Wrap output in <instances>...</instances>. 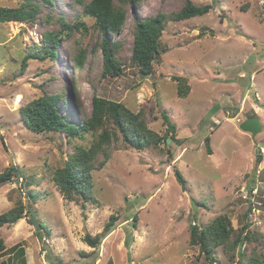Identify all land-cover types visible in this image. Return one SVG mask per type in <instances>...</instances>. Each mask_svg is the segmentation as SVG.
<instances>
[{
    "label": "rangeland",
    "instance_id": "1",
    "mask_svg": "<svg viewBox=\"0 0 264 264\" xmlns=\"http://www.w3.org/2000/svg\"><path fill=\"white\" fill-rule=\"evenodd\" d=\"M52 1L33 23H0V173L11 164L21 168L34 178L31 187L38 196L28 200L20 177L0 186V214L19 200L27 206L17 223L0 228L6 246L0 261L21 264L15 255L20 247L26 264H248L247 257L264 252V0H192L211 9L167 22L160 37L163 52L147 76L130 61L134 15L178 11L185 0L127 6L124 26L112 37L122 43L117 57L124 62L123 73L114 77L102 75L101 34L94 19L84 15L82 5ZM22 2L0 0V6ZM50 12L84 26L63 38L56 57L33 55L23 70V58L42 45L45 31L59 27L44 22ZM78 48L86 53L81 68L72 65L67 53ZM172 76L187 77L185 97L178 96ZM40 89L66 93L70 104L61 112L70 113L73 123L90 115L95 95L122 102L133 112L143 110L147 126L161 135L168 129L166 114L175 125L174 139L141 150L113 142L108 162L92 171L97 203L82 209L62 195L51 177L74 145L88 146L94 137L69 140L63 132L29 129L19 108L39 96ZM75 100L80 107L73 106ZM249 117H258L262 126L255 136L240 128ZM112 214L118 217L113 229L97 247L88 246L85 234L100 233ZM218 215H227L235 230L248 222L258 238L236 247L232 257L216 247L211 262L189 243L190 228Z\"/></svg>",
    "mask_w": 264,
    "mask_h": 264
},
{
    "label": "trees",
    "instance_id": "2",
    "mask_svg": "<svg viewBox=\"0 0 264 264\" xmlns=\"http://www.w3.org/2000/svg\"><path fill=\"white\" fill-rule=\"evenodd\" d=\"M71 5H82L83 13L94 19V25L101 34L100 48L103 56V76L114 77L123 73L124 62L117 57L122 49V43L113 40L114 34L120 33L124 26L127 10L130 6L135 9L142 0H70ZM52 5V0H23L19 6H0V23L17 21L33 23L38 13L45 5ZM211 9L210 4L197 5L192 0H185L178 11L170 13L157 12L148 18H140L134 15L132 28L133 44L130 61L138 67L144 76L152 72V64L163 52L160 37L169 21H182L194 16H200ZM55 21L59 27L45 31L42 37V45L35 47L33 53L26 55L22 61V69L26 67L27 59L35 55L36 58L56 57L58 46L64 37L72 35L76 28L84 26L83 21L75 24L65 23L63 17H53L52 13L44 16V22ZM68 55L72 59L75 68H81L84 64L86 53L81 48L68 49ZM178 81L177 94L183 98L188 94L189 85L187 77L172 76ZM76 90V83L73 84ZM41 94L19 108V113L26 126L37 132H63L68 139L83 138L91 134L94 141L88 146L74 145V150L65 164L53 171L51 180L57 186L62 195L69 201L79 203L82 209L86 203H97L93 192L92 171L102 168L110 159V147L113 142L122 141L135 149L141 150L147 147H158L160 143H168V139H174L175 125L169 121L166 114L164 120L168 125L167 132L163 135L147 126L144 111L133 112L122 102L109 100L100 96H93L92 109L88 117H83L77 123L70 120V113L63 114L61 108H68L70 101L63 91L50 92L40 89ZM73 106L80 107L79 101H73ZM70 109V108H69ZM71 111V110H69ZM208 153H211L209 138L205 139ZM174 174L177 181L184 187L185 179L178 169ZM20 177L27 189V198L30 201L37 199L31 183L32 176L24 174L23 170L11 164L0 173V186ZM25 180V181H24ZM264 205V199L261 200ZM27 206L19 200L16 205L0 214V228L5 225L17 223L25 216ZM118 217L112 214L105 223L103 230L95 235L85 234L84 242L90 247H97L102 239L113 229ZM136 220V219H135ZM248 220V219H247ZM41 224V223H40ZM42 225V224H41ZM249 229V223L245 222L240 229H233L227 215H218L204 226L192 225L190 228L191 245L199 247L200 254L211 262L214 261L216 247L223 248L230 257L233 250L239 249L245 242L256 239ZM264 242V240H263ZM264 245V243H263ZM4 238L0 234V255L5 251ZM230 252V253H229ZM21 264H26L24 250L20 247L15 251ZM244 256V254H241ZM7 260H1L0 264H7ZM248 264H264V252H254L247 257ZM61 264V263H59Z\"/></svg>",
    "mask_w": 264,
    "mask_h": 264
},
{
    "label": "water",
    "instance_id": "3",
    "mask_svg": "<svg viewBox=\"0 0 264 264\" xmlns=\"http://www.w3.org/2000/svg\"><path fill=\"white\" fill-rule=\"evenodd\" d=\"M240 128L243 131L250 132L252 136H255L261 131L262 126H261V123L258 117H249L240 123ZM31 221L34 224L35 229L41 228V224L37 220V217L34 211H31Z\"/></svg>",
    "mask_w": 264,
    "mask_h": 264
},
{
    "label": "clouds",
    "instance_id": "4",
    "mask_svg": "<svg viewBox=\"0 0 264 264\" xmlns=\"http://www.w3.org/2000/svg\"><path fill=\"white\" fill-rule=\"evenodd\" d=\"M46 263H47V261H44V262H43V264H46ZM48 263H50V262H48ZM51 264H53V263H51ZM61 264H62V263H61Z\"/></svg>",
    "mask_w": 264,
    "mask_h": 264
},
{
    "label": "built area",
    "instance_id": "5",
    "mask_svg": "<svg viewBox=\"0 0 264 264\" xmlns=\"http://www.w3.org/2000/svg\"><path fill=\"white\" fill-rule=\"evenodd\" d=\"M46 264H51V263H48V262H47Z\"/></svg>",
    "mask_w": 264,
    "mask_h": 264
},
{
    "label": "bare ground",
    "instance_id": "6",
    "mask_svg": "<svg viewBox=\"0 0 264 264\" xmlns=\"http://www.w3.org/2000/svg\"><path fill=\"white\" fill-rule=\"evenodd\" d=\"M11 22H13V21H11Z\"/></svg>",
    "mask_w": 264,
    "mask_h": 264
},
{
    "label": "crops",
    "instance_id": "7",
    "mask_svg": "<svg viewBox=\"0 0 264 264\" xmlns=\"http://www.w3.org/2000/svg\"><path fill=\"white\" fill-rule=\"evenodd\" d=\"M256 95H257V93H256Z\"/></svg>",
    "mask_w": 264,
    "mask_h": 264
}]
</instances>
